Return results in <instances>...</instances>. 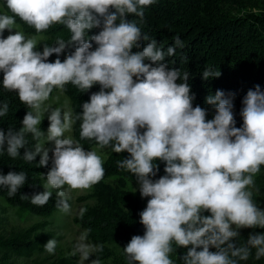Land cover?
<instances>
[{"label": "clouds", "instance_id": "obj_1", "mask_svg": "<svg viewBox=\"0 0 264 264\" xmlns=\"http://www.w3.org/2000/svg\"><path fill=\"white\" fill-rule=\"evenodd\" d=\"M154 3L4 0L0 86L15 91L29 111L19 130L0 129V153L17 158L25 148L22 158L27 162L37 156L40 166L51 161L40 177L44 190L21 198L43 206L55 192L56 207L69 213V192L91 188L105 175L97 148L127 152L117 166L133 174L141 196L149 197L139 214L143 235H133L122 248L127 264H241L253 249L259 260L264 257V232L253 231L244 242L239 238L242 228L264 229V208L254 198L259 192L255 175L264 166V89L257 84L244 95L239 127L234 92L209 94L206 103L214 115L208 118L209 108L194 106L192 74L168 59L184 49L180 35L165 46L143 30L146 7ZM18 19L35 34L19 30ZM56 24L67 30V38L57 35L52 43L37 39ZM92 29L99 31L90 35ZM66 49L70 51L61 60ZM54 53L56 59L50 61ZM179 60L183 64L189 57L180 55ZM220 75L212 65L202 70L205 80ZM68 84L81 93L97 84L99 90L91 92L81 112L48 103L54 89L64 91ZM8 112V101L0 102V117ZM45 115L50 121L46 132L40 126ZM77 121L78 139L66 135ZM84 140L95 141L96 148L86 149ZM47 142L53 147H46ZM161 162L164 174L157 178ZM26 179L24 171L0 173V187L12 197ZM57 245L53 237L43 247L55 253ZM181 247L186 251L178 254ZM103 249L102 243L78 242L73 255H79L80 264H102L98 256L89 258Z\"/></svg>", "mask_w": 264, "mask_h": 264}, {"label": "trees", "instance_id": "obj_2", "mask_svg": "<svg viewBox=\"0 0 264 264\" xmlns=\"http://www.w3.org/2000/svg\"><path fill=\"white\" fill-rule=\"evenodd\" d=\"M5 8L4 0H0ZM255 7V6H254ZM248 8L243 0H156V3L146 7V23L143 30L155 36L158 42L167 44L173 43V37L177 34L185 42L184 49H177L175 57L168 58L176 60L174 67H181L189 70L192 74L189 83L192 91L196 93V104L209 108L208 118L214 115V109L206 103V97L214 94L217 89L227 92H234V112L237 120V127L243 123L240 116L242 99L248 89L254 88L257 84L264 89V4L258 9ZM6 10V8H5ZM133 18L129 14V19ZM23 31L28 34H35V29L29 27L21 20H17ZM7 29L4 32L8 35ZM99 29L90 30V35ZM48 43L54 42L57 35L67 38V30L62 25L56 24L43 33ZM146 45L148 42H142ZM44 42L38 44L39 50H43ZM95 46V44H94ZM74 50V49H71ZM136 49H133L135 51ZM70 49L60 54L63 60ZM180 55L189 57L188 62L181 64ZM57 54H52L48 59L54 61ZM208 65L220 69L219 77L205 80L202 78V70ZM3 73H0V81ZM57 90V89H54ZM99 85H94L88 92H79L74 85L68 84L63 91L72 101V109L81 112L83 102L90 99L91 92L98 91ZM7 100L9 112L6 116L0 117V129L5 132L9 128L19 130L22 120L29 111L28 107L19 100L15 91L6 92L0 86V102ZM42 125L44 131L48 127ZM79 121L73 124V137L79 138ZM30 144L31 137L29 136ZM85 148L96 146L95 141L84 140ZM25 148H21V157L11 158L6 152L0 153V173L7 174L9 171H24L27 179L25 184L18 190L15 196L9 197L7 189L0 187V198L11 205L29 211L40 217H47L54 213L57 197L53 194L50 200L43 206L34 205L28 198H21L22 195L32 196L44 190L41 181V173H47L51 167L40 166L39 156L32 162L25 161L22 156ZM127 152H112L104 161L105 175L102 180L96 183L97 186L115 175L126 177L135 181L133 174L117 166L116 161L127 157ZM264 169V166L261 167ZM164 174V163H160V172L157 178ZM115 203H106L102 208L76 217V221L83 224L88 230L90 237L96 244L117 242L122 236L133 233H144V225L140 222V212L129 195L114 189L110 191ZM139 215V216H138ZM44 244L43 237H31L22 234L12 238H1L0 248L13 250L19 254H27ZM41 247V246H40ZM215 250L214 248L212 249ZM186 249L178 248V254ZM100 259L111 256L109 248L104 246L102 252H98L89 259ZM174 258H177L174 254ZM39 264V263H36ZM52 264H80L76 258L60 257ZM241 264H244L241 262Z\"/></svg>", "mask_w": 264, "mask_h": 264}, {"label": "rangeland", "instance_id": "obj_3", "mask_svg": "<svg viewBox=\"0 0 264 264\" xmlns=\"http://www.w3.org/2000/svg\"><path fill=\"white\" fill-rule=\"evenodd\" d=\"M243 1H245V4H247L250 9L254 6V9H258L259 6L264 4V0ZM0 10H5L1 2ZM17 26L19 30H23L19 23H17ZM12 31L14 32L16 29H12ZM7 33L9 34V30ZM41 38H45V36L41 34V36L37 37L38 40ZM48 103L53 107L60 106L72 109L71 99L59 89L53 91ZM49 124L50 121L47 119V115H45L40 126L46 125L45 127H48ZM44 131L46 132L47 129ZM66 135L73 136V126ZM46 147H53V143L47 142ZM91 148H96V146ZM97 151L103 157L104 161L112 153L111 149L107 148H97ZM49 155L51 156L52 153L50 152ZM255 182L259 188V192H254V198L260 204V207L264 208V169H261V171L255 175ZM134 188H137V191L133 192V190H135ZM114 189L129 195L133 203L139 206L138 208L141 207L144 209L146 207L149 197L141 196L136 181L119 175L106 179L100 186L94 184L88 189H72L69 192V201L71 204V211L69 213H64L58 209L50 216L40 217L17 206L11 205L0 198V239L12 238L22 234H27V236H31L32 238L43 237L44 239V244H39L37 249L28 251L27 254H19L13 250L0 248V264H52L60 257L68 256L76 258V260L80 262L79 255H73L76 244L78 242L87 244L96 243L90 237L86 227L77 222L75 218L85 213L98 210L106 203H115L110 195V191ZM53 194L56 196L55 192ZM81 209H84L83 213H81ZM253 231L264 232V229L242 228L240 230V242H244L248 238L249 233ZM133 235H143V233L137 232L124 235L117 242L106 243L104 246L110 249L111 256L102 258V264H127L122 248L127 245ZM53 237L58 240V245L55 253H48L43 246ZM254 252L255 250L253 249V255L247 261L241 262L244 264H264V257L257 260L254 258ZM95 254L96 253L93 255Z\"/></svg>", "mask_w": 264, "mask_h": 264}]
</instances>
